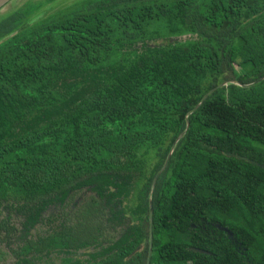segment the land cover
Listing matches in <instances>:
<instances>
[{"label": "trees", "instance_id": "obj_1", "mask_svg": "<svg viewBox=\"0 0 264 264\" xmlns=\"http://www.w3.org/2000/svg\"><path fill=\"white\" fill-rule=\"evenodd\" d=\"M80 1L0 13V207L94 184L47 211V260L264 264V166L238 157L264 165V79L234 82L264 76V0ZM14 229L0 208V254Z\"/></svg>", "mask_w": 264, "mask_h": 264}, {"label": "flooded vegetation", "instance_id": "obj_2", "mask_svg": "<svg viewBox=\"0 0 264 264\" xmlns=\"http://www.w3.org/2000/svg\"><path fill=\"white\" fill-rule=\"evenodd\" d=\"M93 187L94 184L83 185L82 190L78 194H75L73 198L71 197L72 193H70L63 201L50 205L48 210L52 212L63 209L67 210L69 207L76 208L88 203L91 201V196L94 193L96 194L92 190ZM75 203L77 206H75ZM0 208L2 213L10 217L11 222L15 225L14 232L3 244L4 249L0 254V264H75L77 258L84 261L89 259L90 251L85 249V247L76 252L73 250L51 251L47 260L48 251L45 247V237L48 220L45 219V215L48 214V210L42 212L37 221H29L17 215L16 211L11 210L10 207L1 206ZM64 220L70 222L67 219H55L54 221L55 223H60ZM74 221L75 224L83 222V220H77V218Z\"/></svg>", "mask_w": 264, "mask_h": 264}, {"label": "rangeland", "instance_id": "obj_3", "mask_svg": "<svg viewBox=\"0 0 264 264\" xmlns=\"http://www.w3.org/2000/svg\"><path fill=\"white\" fill-rule=\"evenodd\" d=\"M82 2L80 0H11L7 3L1 10L0 13L10 12L15 10L21 6H24L28 3L32 4L33 6L37 7L42 5L41 9H39L37 16L35 17H44L46 14L58 10L59 8H64L67 5H73ZM231 71V69H230Z\"/></svg>", "mask_w": 264, "mask_h": 264}, {"label": "water", "instance_id": "obj_4", "mask_svg": "<svg viewBox=\"0 0 264 264\" xmlns=\"http://www.w3.org/2000/svg\"><path fill=\"white\" fill-rule=\"evenodd\" d=\"M11 0H0V10L7 4V3H9ZM264 79V76L263 77H261V78H259V79H257L255 82H252V83H250V84H244V83H240L238 80H234V82H236V83H238V84H240V85H242V86H245V85H252V84H254V83H257V82H259V81H261V80H263ZM225 83H221V84H219L218 86H215L214 88H212L211 90H209V92L208 93H206L204 96H203V98L201 99V101L193 108V109H191L190 110V112L189 113H191V112H193L194 111V109H196L198 106H200L201 105V103L208 97V95L209 94H211L216 88H218V87H220V86H222V85H224ZM188 125H189V123L187 124V127H188ZM184 133V132H183ZM183 133L180 135V137L183 135ZM169 157H170V155L167 157V161H168V159H169ZM238 157L239 158H242V159H246V160H249V161H251L252 163H256V164H259V165H261V166H264L263 164H261V163H258L257 161H255V160H251V159H249L248 157H245V156H242V155H238ZM166 161V162H167ZM165 165H166V163H165ZM153 187H154V182H153V184H152V189H153ZM152 220H153V207H152V203H151V201H150V223H151V230H150V239L152 240V235H153V231H152ZM224 229L225 230H227L228 232H229V235L231 236L232 235V231H230L227 227H224ZM151 249H152V247H151ZM151 249H150V251H151ZM194 250H196V251H201V252H207L206 250H204V249H201V248H193ZM151 253H152V251L150 252V256H149V259H148V263L147 264H150V261H151Z\"/></svg>", "mask_w": 264, "mask_h": 264}]
</instances>
